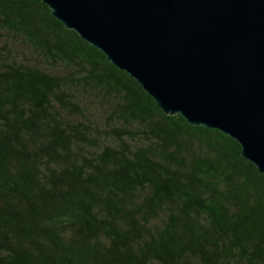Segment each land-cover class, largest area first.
<instances>
[{
  "label": "trees",
  "instance_id": "obj_1",
  "mask_svg": "<svg viewBox=\"0 0 264 264\" xmlns=\"http://www.w3.org/2000/svg\"><path fill=\"white\" fill-rule=\"evenodd\" d=\"M0 264H264V175L42 0H0Z\"/></svg>",
  "mask_w": 264,
  "mask_h": 264
},
{
  "label": "water",
  "instance_id": "obj_2",
  "mask_svg": "<svg viewBox=\"0 0 264 264\" xmlns=\"http://www.w3.org/2000/svg\"><path fill=\"white\" fill-rule=\"evenodd\" d=\"M165 115L216 129L264 175V0H42Z\"/></svg>",
  "mask_w": 264,
  "mask_h": 264
}]
</instances>
